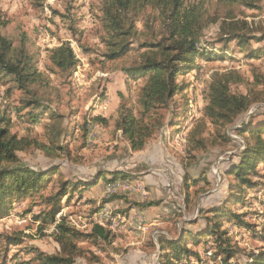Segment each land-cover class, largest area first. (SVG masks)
I'll return each mask as SVG.
<instances>
[{
	"label": "rangeland",
	"instance_id": "obj_1",
	"mask_svg": "<svg viewBox=\"0 0 264 264\" xmlns=\"http://www.w3.org/2000/svg\"><path fill=\"white\" fill-rule=\"evenodd\" d=\"M109 1L0 0V35L12 41L15 47L25 45L38 68L50 78V88L46 91L53 93L54 108L64 115L65 124L70 125L74 133L68 149L70 155L62 153L60 158L50 159L39 150H30L19 156L30 167L43 171L60 164L65 177L71 179L89 180L100 171H108L96 185L89 189L79 186L73 199H65L61 204L62 212L58 217L67 216L81 231H90L92 220L111 223V245H80L95 253L99 262L79 259V264H162L163 241L176 240L185 230H202L208 225L202 211L222 209L231 196L230 188L236 180L231 181L227 173L240 164L248 141V135L239 134L237 129L250 116L264 112V57L249 59L231 46L233 59L210 62L200 70L190 71L179 81L190 85L186 97L189 100L187 112L193 116L192 120L178 133H175L177 127H165L143 151L129 153L121 131L116 133L115 130L121 95L126 97L128 106L135 105L138 95L134 83L127 82L124 68L145 51L140 48L142 43L161 37V21L150 0H131L134 6L121 10V19H130L131 22H125V28L133 25L137 32L129 38L133 49L120 60L107 61L104 53L111 33L105 27L103 10ZM209 7L210 20L219 19V22L206 27L203 42H215L219 38L221 22L227 15L226 8ZM260 7L259 10L236 7L235 14L254 23L259 32L264 29V2ZM64 42L70 43L79 60L72 78H63L65 82L61 75L52 74L48 60V51ZM252 45L258 47L256 43ZM227 72L235 76L232 92L251 98L252 105L235 124L220 132L211 124L207 125L204 143L194 146L187 136L194 121L202 115L204 93L211 77L214 73ZM8 81L10 79H0V111L8 109L12 119L10 132L43 140V127L17 113V100L22 94L18 91L8 94L7 89L13 85ZM178 99L180 103L183 101L181 97ZM165 116L168 119L170 114L165 113ZM93 117L109 122L107 125L91 123ZM85 122L88 123L86 140L80 129ZM84 142L87 143L85 148ZM111 172L119 173L116 184L106 181L113 179ZM55 177L42 193L50 194L59 189L61 177ZM250 178L255 188L245 187L246 207H228L229 213L240 215L250 228H238L234 221L225 218L220 226V232H227L231 239L229 244L236 251L232 262L238 264H246L251 255L264 251V161ZM39 195L15 202L10 214L0 218V264H26L34 257L32 249L48 255L60 250L52 237L54 225L44 229L34 218L46 211ZM13 239H21L20 244H11ZM189 239L188 249L201 257L202 264H215L209 262V255L218 252L217 242L211 236L205 237L199 245H193ZM217 258L216 264H221L224 255ZM189 264L201 263L192 259Z\"/></svg>",
	"mask_w": 264,
	"mask_h": 264
},
{
	"label": "trees",
	"instance_id": "obj_2",
	"mask_svg": "<svg viewBox=\"0 0 264 264\" xmlns=\"http://www.w3.org/2000/svg\"><path fill=\"white\" fill-rule=\"evenodd\" d=\"M263 2L264 0L149 1L159 12L162 35L154 42L142 43L140 48L145 51L140 53L138 59L130 66L124 68L127 82L134 83V90L138 94L135 105L131 106L126 103V97L121 95L118 119L115 122L116 133L121 131L127 144V152L143 151L149 141L165 127H177L175 133H178L185 123L192 120L193 116L188 115L187 112L189 100L186 97L190 85L179 81L190 71L200 70L202 65L210 62L233 59L231 46L236 47L241 54H245L246 58L264 57V29L258 32L254 23L235 14L236 7L259 10ZM210 5L226 8L227 15L221 22L219 38L215 42H203V31L206 27L219 22V19L210 20L212 18ZM133 6L131 0H110L103 10L105 27L111 33V38L106 44L107 51L104 53L107 61L120 60L133 49L129 38L137 32L134 31L133 25L125 28V22L130 19L127 17L121 19V10H129ZM253 43L258 47L253 46ZM48 60L52 74L61 75V78L66 80L72 78L79 64L69 42L50 49ZM234 77L231 72L212 75L204 93L205 105L202 115L194 121L187 136L190 144L198 146L204 143L207 125L211 124L220 132L235 124L240 115L249 111L252 99L237 95L231 90ZM2 78L10 79L8 82L13 84L7 89L8 94L16 91L22 94L17 100L19 104L17 113L22 114L21 118L27 117L28 122L38 123L43 127V140L37 136L20 137L17 133H11L12 119L7 113L8 109L0 111V218L10 214L15 202H22L27 198L33 199L41 194L39 197L46 206V211L34 218L41 222L44 229L48 225H54L52 237L60 250L48 255L32 249L31 253L34 257L26 264H79V259L98 263L99 257L80 245L81 243L94 246H101L99 243L111 245L113 238L109 229L111 223L104 224V221L92 220L90 231L85 232L79 230L67 216L58 217V215L62 212L63 200H72L73 193L79 186L89 189L96 185L102 175L108 171H100L101 174L89 180L71 179L65 177L60 164H54L44 171L26 164L19 153L39 150L50 159H58L62 153L70 155L68 149L74 133L72 127L65 124L64 115L54 108L51 100L53 93L46 91L50 88V78L38 68L25 45L15 47L12 41L0 35V79ZM179 97L183 103L179 102ZM165 113L170 114L168 119ZM261 117H264V112L250 116L237 129L239 134L248 135V141L241 155L240 164L232 167L227 173L231 181L236 180L230 188L231 196L221 206L222 209L202 211L201 215H204L208 222L202 230L196 232L185 230L178 239L163 241L164 246L160 252L162 264H189L192 259H197V262L202 264L201 257L188 249V238L193 245H199L207 236H211L217 242L218 251L215 255H209V262L214 261L216 264L217 257L223 254V260L220 259L221 264H238L232 262L236 251L229 244L231 239L227 232H220V226L225 218L234 221V226L238 228H250V225L241 220L240 215L229 213L228 207L231 205L246 207L247 202L243 200V193L247 192L245 187L255 188L250 175H254L259 164L264 161V119H260ZM90 122L107 125L109 121L102 117H93ZM87 125L88 123L85 122L80 126L81 131H84L85 140L88 135ZM83 145L85 148L87 143L84 142ZM112 174L113 179L106 180L109 183L120 178L119 173ZM55 175L61 177L59 189L50 194L42 193L56 178ZM187 234L189 237H186ZM20 242L21 239L10 241L11 244H20ZM246 264H264V251L251 255Z\"/></svg>",
	"mask_w": 264,
	"mask_h": 264
},
{
	"label": "built area",
	"instance_id": "obj_3",
	"mask_svg": "<svg viewBox=\"0 0 264 264\" xmlns=\"http://www.w3.org/2000/svg\"><path fill=\"white\" fill-rule=\"evenodd\" d=\"M116 184V181L114 182ZM113 183V186H115V184Z\"/></svg>",
	"mask_w": 264,
	"mask_h": 264
}]
</instances>
